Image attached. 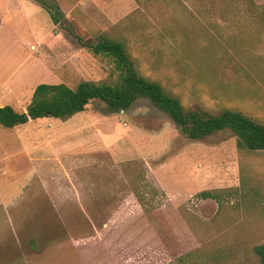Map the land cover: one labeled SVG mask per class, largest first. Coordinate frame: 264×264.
<instances>
[{
  "label": "rangeland",
  "instance_id": "374dc122",
  "mask_svg": "<svg viewBox=\"0 0 264 264\" xmlns=\"http://www.w3.org/2000/svg\"><path fill=\"white\" fill-rule=\"evenodd\" d=\"M88 11L96 20L88 16L82 30L60 23L59 29L70 25L74 37L62 39L58 53L28 80L72 89L84 81L115 83L112 61L93 56L78 41L109 38L126 45L139 75L177 96L186 109L216 115L228 110L264 126V16L246 11L240 0H119ZM35 13L29 12L32 24ZM5 83L0 106L24 111L29 87ZM221 144L236 148L235 135L224 130L188 139L147 99L119 113L108 114L95 101L65 122L0 127V203L7 204L6 212L0 208V239H10V255L64 248L62 259L74 264L86 252L93 256L100 233L134 244L137 264H173L204 247L220 264H260L254 247L264 243V152L236 149L237 188H246L226 196L220 210L212 200L185 194L194 186L185 175L187 161L202 145ZM134 164L160 193L146 196L143 207L132 188L147 191L128 182ZM223 166L230 177V161ZM107 226L117 228L110 232ZM202 263L195 255L188 264Z\"/></svg>",
  "mask_w": 264,
  "mask_h": 264
},
{
  "label": "trees",
  "instance_id": "16d2710c",
  "mask_svg": "<svg viewBox=\"0 0 264 264\" xmlns=\"http://www.w3.org/2000/svg\"><path fill=\"white\" fill-rule=\"evenodd\" d=\"M35 1L49 13L52 21L57 23L54 11L42 3L41 0ZM240 1L246 11L259 18L264 16V4L255 3L254 0ZM78 41L93 56L109 58L118 73V80L115 83L84 81L74 89L63 83L39 84L35 87L31 100L24 111L18 112L8 105L0 107V127L11 130L40 119H56L65 122L84 112L87 105L95 101L104 105L106 113H119L126 111L136 100L147 99L158 110L166 114L179 132L188 139L200 140L215 132L229 130L236 137L238 152L245 149L249 152H264V126L256 121L228 110H224L217 115L190 111L184 107L177 96L168 93L159 83L142 77L135 71L127 47L123 42L109 38H103L94 44L83 43L80 39ZM133 168L134 173L131 172L130 174L134 175L133 177L130 174L128 175V182L132 186L136 183V185H140L147 191V193H139L137 188H132V194L143 207L146 196L155 199L160 193L147 179L144 168L137 164H134ZM245 188L244 185H240L237 189L202 191L198 193V196L202 200L214 201L220 210L226 196L237 194L236 190L240 191ZM63 251L66 250L62 248L57 253ZM50 252L51 249L46 248L43 254H49ZM254 252L259 258V263L264 264V243L255 246ZM210 254L211 252L205 247L195 249L177 258L173 264H188L189 260L195 255H198V258L203 261L202 264L221 263L217 262V254ZM225 264H227V261Z\"/></svg>",
  "mask_w": 264,
  "mask_h": 264
},
{
  "label": "crops",
  "instance_id": "0c3cea01",
  "mask_svg": "<svg viewBox=\"0 0 264 264\" xmlns=\"http://www.w3.org/2000/svg\"><path fill=\"white\" fill-rule=\"evenodd\" d=\"M52 1L56 5L55 7H50V9L54 11L57 23L52 21L49 13L35 0H0V86L4 85L6 79H12L10 83H5L8 87H17L20 83H24L30 89L31 98L36 87V80H28V78L33 72L39 71L45 59L47 61L48 59L51 60L53 53H58V50L61 49L62 39L67 41L73 36L70 25L65 24V28L59 29L60 23L62 21L71 22L75 27L82 30L83 21L88 16L92 20H96L93 14L88 11L89 6H96L97 9H100L103 5L116 6L119 2V0ZM41 2L44 3L42 0ZM30 11L36 12L35 16H38L34 24H32L29 16ZM73 12L78 15L77 18L73 17ZM33 58L35 62H32L31 59ZM227 148L225 144L202 145L201 149H199L200 152L194 153L195 160H188L184 167V171H187L185 175H187L190 183L194 182V186H191V190L187 193L185 192V194H198L204 190L238 187L237 151L234 146L230 147V149L228 148L230 156L227 159L226 153L223 152ZM218 159L222 160L223 163L227 160L230 161L232 166L230 177H225L223 163L219 167L217 163L215 164ZM190 178L192 179L190 180ZM155 185L158 186L159 184L155 182ZM161 189L165 194L167 193L164 187H161ZM7 194L4 196L12 197L9 193ZM4 196L1 197L4 198ZM5 205L7 204L1 205L0 203V208L3 207L4 212H6ZM106 228L107 231L111 232V230H116L117 227L108 228L107 226ZM106 236L105 238L101 237L100 233L96 237V245L98 247L93 249L95 250L93 256H91V252H86L85 258L80 255V264H124V254L128 256L127 264H137V259L134 258V255L135 253L138 254V249L133 248L134 244L128 241L124 242L121 236ZM10 242L8 238L0 239V264H12L13 262L14 264H67L71 262L63 260L61 252L57 253L59 249H62L61 247H50L51 252L45 255L43 254L44 251L37 254L21 253L10 255V249H8ZM19 244L18 247L20 248ZM124 245L130 247L126 250V253H124ZM71 246L76 247L73 244ZM71 264H74V262H71Z\"/></svg>",
  "mask_w": 264,
  "mask_h": 264
}]
</instances>
